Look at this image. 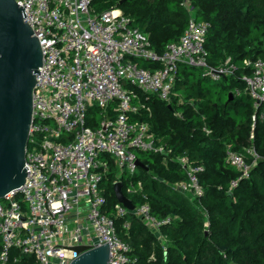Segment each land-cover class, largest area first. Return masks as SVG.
Wrapping results in <instances>:
<instances>
[{
  "label": "built area",
  "instance_id": "2783aa9c",
  "mask_svg": "<svg viewBox=\"0 0 264 264\" xmlns=\"http://www.w3.org/2000/svg\"><path fill=\"white\" fill-rule=\"evenodd\" d=\"M16 2L25 6L23 21L39 41L42 67L32 94L25 181L0 199V264H70L77 256L75 246L103 244L108 245V264H130L135 260L131 246L119 235L113 219L129 213L165 250L168 238L162 227L172 215L156 217L146 201L132 210L119 202L110 213L106 209L101 182L109 169L108 159L119 167V174H133L138 167L136 151L165 150L146 120L133 119L141 109L149 111L148 98L127 85L170 104L180 63L200 68L213 81L234 75L238 66L230 57L218 65L208 62V21L190 17L181 36L159 53L149 35L120 8L96 14L91 0ZM136 60L156 66L143 67ZM242 65L248 69L240 77L245 88H235L234 93L244 92L252 99L253 129L256 122L264 125V59L245 58ZM112 102L110 115L107 108ZM92 107L102 110L94 127L86 123ZM202 128L210 133L205 125ZM245 152L251 161L244 152L230 145L225 148V162L239 172L230 188L249 176L259 158L252 147ZM177 160L187 176L173 187L184 195L201 196L203 166L190 162L185 154ZM140 189V182L127 186L129 193ZM122 227L127 229L129 221Z\"/></svg>",
  "mask_w": 264,
  "mask_h": 264
},
{
  "label": "trees",
  "instance_id": "16d2710c",
  "mask_svg": "<svg viewBox=\"0 0 264 264\" xmlns=\"http://www.w3.org/2000/svg\"><path fill=\"white\" fill-rule=\"evenodd\" d=\"M91 7L96 14L120 8L149 35L159 53L181 36L190 17L208 21V62L218 65L229 56L238 66L234 75L213 81L200 68L180 63L170 104L127 85L148 98L149 111L141 109L133 119L146 120L165 150L136 151L143 166L133 174L118 175L113 160L108 159L109 169L101 182L107 212L117 202L114 181L119 179L123 194L134 205L146 201L156 217L173 216L162 227L168 238L165 250L131 213L113 217L119 235L131 246L130 256L135 260L130 264H264V125L256 122L252 129V99L247 93H234L235 88H245L240 77L248 69L242 60L264 59V0H91ZM137 62L143 67L156 66ZM229 92H233L230 99ZM178 96L183 99L181 104ZM114 106L115 102L109 104L108 114ZM101 111L89 108L87 125L96 126ZM227 145L244 152L247 161L252 156L245 149L252 147L259 155L249 176L232 188L230 183L239 172L225 162ZM184 154L190 162L203 166L199 178L204 190L199 197L173 187L186 179L177 160ZM129 182H140L139 193L127 191ZM125 220L129 221L127 229L122 227Z\"/></svg>",
  "mask_w": 264,
  "mask_h": 264
},
{
  "label": "water",
  "instance_id": "95a60500",
  "mask_svg": "<svg viewBox=\"0 0 264 264\" xmlns=\"http://www.w3.org/2000/svg\"><path fill=\"white\" fill-rule=\"evenodd\" d=\"M23 18H27L25 6L16 0H0V199L25 181L32 94L38 67H42L41 46ZM136 165L142 167L143 163L137 160ZM114 193L117 202L129 210L134 208L123 194L121 182L114 183ZM74 250L77 256L70 264H108L107 244L75 246Z\"/></svg>",
  "mask_w": 264,
  "mask_h": 264
},
{
  "label": "crops",
  "instance_id": "0c3cea01",
  "mask_svg": "<svg viewBox=\"0 0 264 264\" xmlns=\"http://www.w3.org/2000/svg\"><path fill=\"white\" fill-rule=\"evenodd\" d=\"M190 9H191V7H190ZM228 57H229V56H228ZM150 66H151V65H150ZM229 93H231L232 96H233V92H229ZM229 93H228V94H229ZM173 95H175V93H174ZM177 100H178V103H179V104H181V103L183 102V99H182L181 96H178V99H177ZM180 112H181V111L178 110V111L176 112V114H181ZM113 163H114V162H113ZM114 165H115V163H114ZM115 167L117 168V173H118V175H119L120 169H119V167H118L117 165H115Z\"/></svg>",
  "mask_w": 264,
  "mask_h": 264
}]
</instances>
